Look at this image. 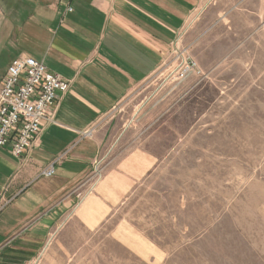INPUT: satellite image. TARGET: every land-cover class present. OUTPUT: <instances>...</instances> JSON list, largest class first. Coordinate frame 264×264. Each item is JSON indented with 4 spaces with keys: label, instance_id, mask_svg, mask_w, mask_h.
Returning <instances> with one entry per match:
<instances>
[{
    "label": "crops",
    "instance_id": "crops-1",
    "mask_svg": "<svg viewBox=\"0 0 264 264\" xmlns=\"http://www.w3.org/2000/svg\"><path fill=\"white\" fill-rule=\"evenodd\" d=\"M5 1L0 87L21 56L43 61L71 83L68 92L57 93L56 123L30 149L17 157L0 147V264H37L63 231L76 225L96 230L110 221L157 170L153 128L175 106V92L191 83L171 92L163 80L137 103L131 95L153 83L176 42L191 47L210 71L234 34L264 20V0ZM143 127L149 129L143 133ZM106 156L103 177L79 197L90 186L95 161ZM51 164L55 174L42 175Z\"/></svg>",
    "mask_w": 264,
    "mask_h": 264
},
{
    "label": "rangeland",
    "instance_id": "rangeland-1",
    "mask_svg": "<svg viewBox=\"0 0 264 264\" xmlns=\"http://www.w3.org/2000/svg\"><path fill=\"white\" fill-rule=\"evenodd\" d=\"M254 25L234 34L210 71L197 61L204 74L176 82L172 51L131 95L137 103L163 80L171 92L191 83L153 128L157 170L110 221L63 231L37 264H264V20Z\"/></svg>",
    "mask_w": 264,
    "mask_h": 264
},
{
    "label": "built area",
    "instance_id": "built-area-1",
    "mask_svg": "<svg viewBox=\"0 0 264 264\" xmlns=\"http://www.w3.org/2000/svg\"><path fill=\"white\" fill-rule=\"evenodd\" d=\"M172 51L177 65L169 73V78L182 83L192 75L204 74L186 47L176 42ZM70 84L59 74L50 71L43 61L31 56H21L9 65L0 87V147H8L17 157L30 149L42 130L56 123L57 93L68 92ZM106 166V157L95 161L93 172L87 180L90 186L78 192L79 197L93 190ZM41 174L53 176L54 166L50 165Z\"/></svg>",
    "mask_w": 264,
    "mask_h": 264
}]
</instances>
